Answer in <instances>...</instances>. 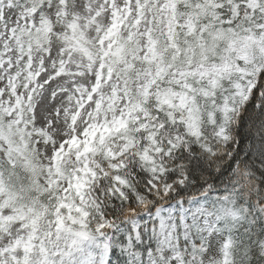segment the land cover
I'll use <instances>...</instances> for the list:
<instances>
[{
  "label": "snow or ice",
  "instance_id": "1",
  "mask_svg": "<svg viewBox=\"0 0 264 264\" xmlns=\"http://www.w3.org/2000/svg\"><path fill=\"white\" fill-rule=\"evenodd\" d=\"M130 255L264 264V0H0V264Z\"/></svg>",
  "mask_w": 264,
  "mask_h": 264
},
{
  "label": "trees",
  "instance_id": "2",
  "mask_svg": "<svg viewBox=\"0 0 264 264\" xmlns=\"http://www.w3.org/2000/svg\"><path fill=\"white\" fill-rule=\"evenodd\" d=\"M128 264H136L135 259L129 256Z\"/></svg>",
  "mask_w": 264,
  "mask_h": 264
},
{
  "label": "rangeland",
  "instance_id": "3",
  "mask_svg": "<svg viewBox=\"0 0 264 264\" xmlns=\"http://www.w3.org/2000/svg\"><path fill=\"white\" fill-rule=\"evenodd\" d=\"M90 247V246H89Z\"/></svg>",
  "mask_w": 264,
  "mask_h": 264
}]
</instances>
